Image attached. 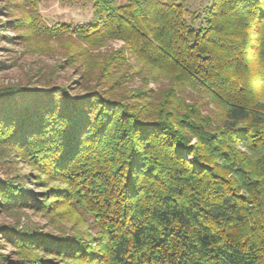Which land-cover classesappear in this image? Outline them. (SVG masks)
I'll return each mask as SVG.
<instances>
[{
    "label": "trees",
    "instance_id": "16d2710c",
    "mask_svg": "<svg viewBox=\"0 0 264 264\" xmlns=\"http://www.w3.org/2000/svg\"><path fill=\"white\" fill-rule=\"evenodd\" d=\"M19 1L8 26L69 43L63 64L103 88L0 87V154L46 188L0 177V209L96 232L1 224L0 264H264V0H57L93 19L53 26ZM128 75L167 86L115 91Z\"/></svg>",
    "mask_w": 264,
    "mask_h": 264
},
{
    "label": "rangeland",
    "instance_id": "374dc122",
    "mask_svg": "<svg viewBox=\"0 0 264 264\" xmlns=\"http://www.w3.org/2000/svg\"><path fill=\"white\" fill-rule=\"evenodd\" d=\"M16 2L19 0H0V87L4 85L22 84L38 88L51 87L54 85L67 86L73 94H81L85 92L84 85H91L98 88H103L97 83L95 78L89 75L81 76L75 65H64L65 52L69 50V43H59L54 40L45 42L41 39H26L20 37L25 35V31H15L8 26V23L17 16L23 14L22 10L16 9ZM193 9L202 10L210 0H188ZM10 13V14H8ZM40 13L43 21L50 26L57 22H69L72 24L89 22L93 19L91 6H70L64 5L57 0H47L40 4ZM123 46L122 41H111L107 45L97 49L96 51L110 52ZM75 47L72 48L74 50ZM128 64L130 71H135L137 62L134 56L128 54ZM77 65V64H76ZM123 81L124 87L116 89L117 92L130 93L131 91L146 87L148 89L158 90L166 87V80L154 82L150 79L148 84H143L144 76H129ZM110 81L108 85L112 84ZM115 89V88H114ZM190 99H192L190 97ZM31 167L19 157L8 154H0V177H21L23 180L20 183L24 188H30L34 191H44L45 187H40L34 184L33 178L26 179L24 175L31 173ZM51 185H56L52 183ZM67 216V214H63ZM45 217L42 214L27 209L24 212L14 213L2 211L0 209V225L14 224L20 228L24 227H38L42 233L60 235L62 232L70 235H75L77 232L94 235L96 229L93 228L92 220L89 216L83 215L82 222H75L73 218L59 219L55 222L49 220L51 218ZM2 242V238H0ZM11 247H7L3 252L10 254ZM48 259L57 261L53 256H48Z\"/></svg>",
    "mask_w": 264,
    "mask_h": 264
}]
</instances>
